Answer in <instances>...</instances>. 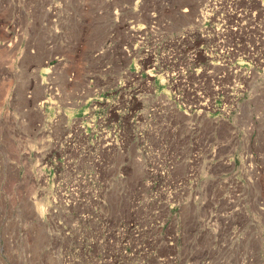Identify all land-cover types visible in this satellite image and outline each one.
Here are the masks:
<instances>
[{
  "label": "rangeland",
  "instance_id": "rangeland-1",
  "mask_svg": "<svg viewBox=\"0 0 264 264\" xmlns=\"http://www.w3.org/2000/svg\"><path fill=\"white\" fill-rule=\"evenodd\" d=\"M196 2L0 0V264H264V0Z\"/></svg>",
  "mask_w": 264,
  "mask_h": 264
},
{
  "label": "bare ground",
  "instance_id": "bare-ground-1",
  "mask_svg": "<svg viewBox=\"0 0 264 264\" xmlns=\"http://www.w3.org/2000/svg\"><path fill=\"white\" fill-rule=\"evenodd\" d=\"M196 1H197V0H189V3H191L192 5H194ZM196 3H197V2H196ZM135 31H136V30H135ZM42 64H43V63H42ZM41 66H42V65H41ZM47 70H48V69H43L42 72H43V71L47 72ZM42 104H43V103H40V105H42Z\"/></svg>",
  "mask_w": 264,
  "mask_h": 264
}]
</instances>
